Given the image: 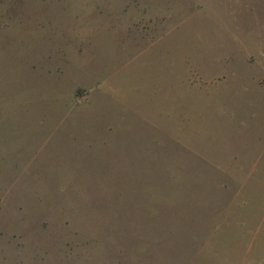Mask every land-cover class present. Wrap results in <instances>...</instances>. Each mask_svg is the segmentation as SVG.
<instances>
[{
	"label": "rangeland",
	"instance_id": "rangeland-1",
	"mask_svg": "<svg viewBox=\"0 0 264 264\" xmlns=\"http://www.w3.org/2000/svg\"><path fill=\"white\" fill-rule=\"evenodd\" d=\"M0 264H264V0H0Z\"/></svg>",
	"mask_w": 264,
	"mask_h": 264
}]
</instances>
